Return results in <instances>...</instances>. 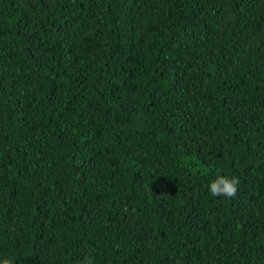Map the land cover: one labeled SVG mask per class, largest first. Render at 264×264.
Listing matches in <instances>:
<instances>
[{"label":"trees","instance_id":"16d2710c","mask_svg":"<svg viewBox=\"0 0 264 264\" xmlns=\"http://www.w3.org/2000/svg\"><path fill=\"white\" fill-rule=\"evenodd\" d=\"M5 261L264 264V0H0Z\"/></svg>","mask_w":264,"mask_h":264},{"label":"clouds","instance_id":"9594fccd","mask_svg":"<svg viewBox=\"0 0 264 264\" xmlns=\"http://www.w3.org/2000/svg\"><path fill=\"white\" fill-rule=\"evenodd\" d=\"M238 183L239 180L235 176L218 175L207 185V188L213 197L223 196L225 199H229L236 195ZM4 264H10V262L5 261Z\"/></svg>","mask_w":264,"mask_h":264}]
</instances>
